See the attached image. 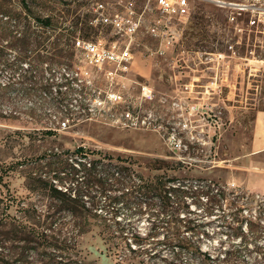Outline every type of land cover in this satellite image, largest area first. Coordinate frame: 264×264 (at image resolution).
Returning a JSON list of instances; mask_svg holds the SVG:
<instances>
[{
    "label": "rangeland",
    "instance_id": "obj_1",
    "mask_svg": "<svg viewBox=\"0 0 264 264\" xmlns=\"http://www.w3.org/2000/svg\"><path fill=\"white\" fill-rule=\"evenodd\" d=\"M126 1L0 0V83H10L6 89H0V207L9 202V212L13 216H21L29 208L32 216L41 217L45 205L51 201L43 189L44 184L54 182L57 187L64 188L66 185L55 176L66 178L64 175L70 173L67 162L54 153L83 147L92 158L103 157L106 163L129 167L145 183H160L159 177L165 175L173 178L174 183L189 188L192 183H212L218 185L224 194V197H217L219 202H215L207 198L202 189L191 188L183 203H170L169 211L165 212L161 211V204L156 199H161L162 191L140 190V194H124L119 199L122 208L118 212L114 207L120 201L112 198L121 194L119 190L109 192L111 199L91 190L79 198L77 205L82 204L81 198L90 206L96 200V209L80 208L77 214L63 209L57 213V221L64 224V231L73 230V225L94 221L97 217L107 222L111 229H116L115 222L119 220L124 227L122 235L126 238L122 240L116 233L102 234L95 226L81 233L77 237L76 249L86 257L87 264H116L117 254L129 257L124 264H156L153 263L154 258L150 259L153 253L170 255L172 249L179 247L174 241L167 240L172 228L168 230L162 224L155 232L151 230L159 218L168 220L170 217H184L203 225L196 229L192 239L201 249L219 254V250L233 242L231 240L239 241V237L226 238L227 229L221 225L223 220L264 213V146L260 152L253 153L257 126L264 130V49L259 46L264 43V36L248 30L239 33L244 44L237 46L235 57L219 67L226 80L222 81V98L214 100L217 103L214 112L220 117L219 123L205 127L209 137L205 134L203 138L197 135L191 139L178 124L182 117H177V114L182 110H171L170 102L183 101L187 96L186 85L190 82L204 83L207 80H193V76H203L204 73L198 64L199 52L225 51L226 41L238 38L229 22L230 9L212 0H191L188 20L173 22L179 31L178 43L167 48L163 55L151 54L159 47V42L144 32V26L157 15L146 11V21L138 33L139 43L133 49L127 78L153 89L156 101L142 102L140 114L152 110L154 120L149 125L120 126L103 116V109L94 107L91 112L86 109V99L92 96V89L95 90L93 98L98 92L103 98L109 81L102 70L96 71L73 55L71 40L73 36L88 39L101 36L107 41L112 40L110 27L92 23L95 8L102 3L108 11L121 10ZM147 1L150 5L153 2L132 0L138 11ZM45 16L52 18V28H44L39 22ZM253 49L258 59H252ZM182 50L195 53L192 54L195 61L191 64L194 63L192 67L197 70L189 76L180 72L179 59L185 56ZM64 65L82 75L80 85L73 84V88L76 91L83 89L84 97L80 99L77 93L72 96L81 100L84 109L75 110L67 127L59 129L56 120L61 118L60 113L51 107L53 104L43 94L40 105L38 87L40 84L43 87L50 69H55L56 75H60ZM85 71L91 73L90 76H86ZM86 81H91V84ZM123 81L126 83L124 88L120 83L111 87L122 97L112 111L119 114L129 109L136 113L139 109L132 106L136 105L139 88L135 83ZM160 99L165 100L160 103ZM195 124L200 125L198 122ZM172 129L177 134V141L169 138ZM128 202L133 203L136 209L126 207ZM145 202L146 205L152 204L150 210ZM4 230V227L0 228V233ZM262 230L257 245L264 249V228ZM178 231L184 238L191 234L182 225ZM132 234L147 238L144 243L136 245ZM22 244V241L15 240L6 244L11 247L12 258L17 256V246ZM128 244L131 249L136 246L133 252L128 251ZM28 247L31 251L28 259L32 261L33 258L35 263L37 255L32 247ZM68 251L75 260V250ZM43 253L41 250V256ZM259 259L253 243L242 251L245 264H253ZM259 264H264V260Z\"/></svg>",
    "mask_w": 264,
    "mask_h": 264
},
{
    "label": "trees",
    "instance_id": "obj_2",
    "mask_svg": "<svg viewBox=\"0 0 264 264\" xmlns=\"http://www.w3.org/2000/svg\"><path fill=\"white\" fill-rule=\"evenodd\" d=\"M39 22H41L44 28H52V18L49 16L40 18ZM44 79L43 87L41 88V84L38 87V96L40 93L51 96V87L54 85L53 77L48 76ZM22 80H24V76L22 77ZM8 86H10V83H0V89H6ZM48 102L55 105L56 100L53 97H50ZM54 155H56V157H62L64 161L67 162V166L70 167V173L69 175H64L66 178L59 177V175L55 176V178L59 179L64 186L66 185L64 188L57 187L54 182L44 184L43 189L46 190L51 201L45 205L44 213H41V217L35 218V216H32L31 214H33V212L29 208H26L23 215L13 216L9 212L11 206V203L9 202L4 203L2 207H0L2 213L0 217V228H5V230L0 233V264H87L86 257L82 256L80 251L76 249L77 237L94 226L99 227L102 234H120L121 239L124 240L126 238L122 235L124 227L120 224L119 220L115 222V224H117L116 229H111L107 222L103 220L100 221V219L95 217L94 221H83L73 225V230L68 232L64 231V224L57 221V213L63 209H68L76 214L80 212V208L85 210L96 209L98 206L96 200L95 202L92 201L93 203L91 202L90 206V204L87 205L86 201L81 198L80 201L82 204L80 203V205H77L79 204V198L81 196H86L91 190L94 191V194H103L104 197L109 199H111L109 192L119 190L121 194L115 195L112 198L115 201H120L119 199L123 197L124 194L129 196L134 193L140 194V190L151 189L153 191H162L164 195L161 196V199L157 197L156 199H158V202L161 204V211L165 212L169 211V207H171L170 205L172 203H183V198H186V195L191 188L202 189V192L207 198H210L211 201L219 202L217 197H224L222 189L218 185L212 183H192L189 188L184 184L174 183L173 178L169 179L165 175L159 177L158 180H160V183H145L141 177L136 176L134 171L129 167L106 163L103 160V157L92 158L88 154V151L84 150L83 147H77L73 151H59L58 153H54ZM0 179L2 180V175H0ZM83 187L84 189L80 190ZM123 189H126L125 193L123 192ZM150 200L152 199L150 198ZM115 201H113L114 204ZM121 202L122 201L117 203L118 206L114 207L118 212H120L122 208L121 205H119ZM145 205L144 207L147 206L149 210L151 209V203ZM126 207L136 209L135 205L131 202H128ZM244 211L248 212L247 210ZM26 213L30 215L27 216ZM234 223H237V225H233ZM162 224H165L164 226L168 230L171 228L173 229V231L170 232V235H167L166 237L169 242L174 241L175 245L179 247L172 249L170 255H161L156 252L153 253L151 255L152 257H150V259H155L153 263L245 264V261L242 260V251L248 249L250 243L255 244L260 256V259L254 260L253 264H259L264 260L263 246L257 245V239L263 231L262 228H264V213L262 212L257 215H250V217H233L231 220H223L221 225L224 226V229H227L226 238L230 239L231 237H239V241L231 240V238L230 240L233 242L222 249V251L219 250V254H212L207 249H201L199 244L192 239V235L196 233V229L203 225L195 224L193 220H186L184 217H170L168 220L159 218L158 224L152 226L151 230L155 232L156 228ZM179 225H182L186 230H189L191 234L185 238L181 237L178 231ZM146 238L147 237H141L138 234H132V241L136 245L144 243ZM11 240L22 241L23 243L22 245L17 246V256L13 258L10 255L11 247L6 246ZM129 244L127 249L128 251L133 252L136 246L131 249ZM28 246L32 247L34 250L33 252L37 255L35 263H33V258L32 261L28 259L29 253L31 252L28 249ZM73 249L77 254L75 260L71 258L68 251L70 250V252H72ZM41 250L44 252L43 256H41ZM128 258L129 257L127 256L123 257L122 255L117 254L116 264H124Z\"/></svg>",
    "mask_w": 264,
    "mask_h": 264
},
{
    "label": "built area",
    "instance_id": "obj_3",
    "mask_svg": "<svg viewBox=\"0 0 264 264\" xmlns=\"http://www.w3.org/2000/svg\"><path fill=\"white\" fill-rule=\"evenodd\" d=\"M190 1L153 0L151 5L147 1L141 11L135 9L132 0H127L122 5L121 10L108 11L102 3L97 4L95 18L92 23L94 26L110 27L114 38L107 41L101 36H97L95 39L73 36L71 40L73 55L79 61L94 68L96 71L102 70L109 81L108 90L105 92L103 98L99 95V92L93 98L95 90L92 89V96L86 99L88 100L86 102V109L91 112L94 107H99L103 109V116H107L108 120L126 127L149 125L154 120L152 110L140 114L142 102L152 103L156 101L153 89L148 85L127 78L133 60V49L139 43L137 36L139 31H142L141 28L146 21V11L153 12L157 15V17L150 20L144 26V32L159 42V47L151 51V54L163 55L167 48L178 43L179 31L173 26V22L180 21L184 23L187 21L192 8L190 7ZM212 1L221 7L230 9L229 22L235 34H238V38L234 41H226L225 51L213 50L199 52L198 64L201 65L200 70L204 73L203 76H193V80L201 81V78H206L207 80L204 83L194 84V82H190L186 85L187 93H192L193 96L187 94L183 101L173 100L170 102L169 107L171 110H182L177 114V117H182L178 124L181 125L180 130L189 135L191 139H195L197 135L203 138L202 136H205V134L209 137V131L205 127L214 126L219 123L218 120L220 117L214 112V107L217 105L214 100L222 98V81H226L225 74H223L219 67L235 57L238 52L237 46L244 44L242 36L239 33L248 30L249 33L254 32L255 34L264 36V1ZM246 43L250 45L249 42ZM255 45L257 46V44ZM259 46L264 49V43ZM254 52V49L251 50L253 54L252 59L257 58ZM182 53H185V56L182 55L179 59V66L182 68L180 72L184 76H189L191 72L197 70L195 67H192L195 64H191V62L195 61V55H192L195 53L188 50H182ZM50 71L48 75L53 77L54 85L51 87V96H44L48 97V100L50 97L56 100L55 105L51 107L60 113L61 118H58L56 121L59 129H64L67 127L69 117L72 116V113L82 108L81 100L72 96V94L77 93L80 99L84 97L83 89L80 88L79 91H76L73 88V84L76 86L80 85L82 82L80 76L82 75L80 72L66 65H64L63 72L60 75H56L55 69H50ZM84 74L90 76L91 73L85 71ZM123 80L135 83L139 88L140 94L136 98V105L133 104L132 106L133 108L136 106L139 109L136 113H133L129 109L123 110L119 114L112 111L115 105L122 100V97L111 87L113 84L117 85L120 83L121 87L124 88L126 83ZM86 82L91 84V81ZM81 91L83 92L81 93ZM38 100L41 105V93L38 96ZM164 100L160 99L158 102L162 103L161 101ZM171 118H173V115H171ZM196 122L200 123V125H196ZM197 127L198 130L196 129ZM169 138L177 141V134L173 129L170 132Z\"/></svg>",
    "mask_w": 264,
    "mask_h": 264
},
{
    "label": "crops",
    "instance_id": "obj_4",
    "mask_svg": "<svg viewBox=\"0 0 264 264\" xmlns=\"http://www.w3.org/2000/svg\"><path fill=\"white\" fill-rule=\"evenodd\" d=\"M187 94H189L190 96H193L192 93H187ZM191 98H193V97H191ZM261 146H264V130L257 126L256 136H255V140H254V151H253V153L260 152L262 150Z\"/></svg>",
    "mask_w": 264,
    "mask_h": 264
}]
</instances>
